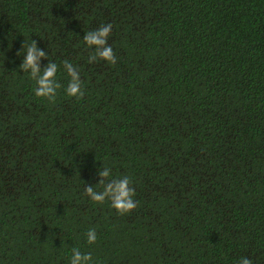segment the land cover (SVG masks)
Here are the masks:
<instances>
[{
	"label": "trees",
	"instance_id": "obj_1",
	"mask_svg": "<svg viewBox=\"0 0 264 264\" xmlns=\"http://www.w3.org/2000/svg\"><path fill=\"white\" fill-rule=\"evenodd\" d=\"M109 22L118 62L89 64L83 36ZM33 39L58 65L55 102L20 68ZM104 166L132 178L135 210L86 195ZM73 247L94 264H264V0H0V264H70Z\"/></svg>",
	"mask_w": 264,
	"mask_h": 264
},
{
	"label": "clouds",
	"instance_id": "obj_2",
	"mask_svg": "<svg viewBox=\"0 0 264 264\" xmlns=\"http://www.w3.org/2000/svg\"><path fill=\"white\" fill-rule=\"evenodd\" d=\"M113 24H101L99 28L88 31L83 39L89 47L94 46V52L88 57V63L92 64L97 60L107 61L111 65L118 62V58L113 47L108 43V39L112 34ZM25 43L22 49H24ZM48 54L37 46V41L27 46L26 55H24L23 62L20 68L23 72H29L31 79L36 82L34 93L37 97L47 98L51 102H55L57 90L62 85L57 81L56 74L58 72L57 63L49 60L46 67L41 68V59L46 58ZM64 69L70 77L66 94L69 97L83 99L85 96V89L83 81L80 77L78 69L68 60L63 61ZM101 179L99 185L103 186L102 191H96L92 185H86L85 193L90 199L96 203H104L106 200L111 202V207L119 214L124 215L135 210L138 206V201L134 199L136 196V189L133 186V180L130 176H123L121 178L110 179L112 175L111 168L104 166L99 170ZM107 181V183H106ZM87 243L94 244L97 241V232L95 228H90L87 233ZM72 255L70 264H94L91 252L83 253L78 247L71 249ZM239 264H253V261L247 257H241Z\"/></svg>",
	"mask_w": 264,
	"mask_h": 264
}]
</instances>
